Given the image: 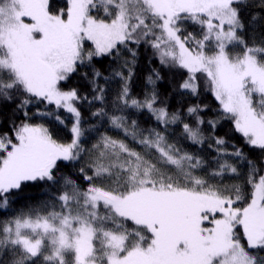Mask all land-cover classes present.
Returning a JSON list of instances; mask_svg holds the SVG:
<instances>
[{"label": "snow or ice", "instance_id": "1", "mask_svg": "<svg viewBox=\"0 0 264 264\" xmlns=\"http://www.w3.org/2000/svg\"><path fill=\"white\" fill-rule=\"evenodd\" d=\"M0 264H264V0H0Z\"/></svg>", "mask_w": 264, "mask_h": 264}, {"label": "trees", "instance_id": "2", "mask_svg": "<svg viewBox=\"0 0 264 264\" xmlns=\"http://www.w3.org/2000/svg\"><path fill=\"white\" fill-rule=\"evenodd\" d=\"M141 71H146V69L142 68ZM84 88H87V85L83 86ZM42 190L39 187H32L25 191V193L22 194L20 197V205H23L28 202H35L40 196H41Z\"/></svg>", "mask_w": 264, "mask_h": 264}]
</instances>
